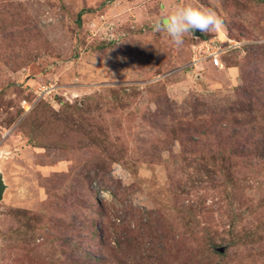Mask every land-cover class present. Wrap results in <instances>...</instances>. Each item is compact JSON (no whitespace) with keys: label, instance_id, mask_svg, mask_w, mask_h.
Returning a JSON list of instances; mask_svg holds the SVG:
<instances>
[{"label":"rangeland","instance_id":"rangeland-1","mask_svg":"<svg viewBox=\"0 0 264 264\" xmlns=\"http://www.w3.org/2000/svg\"><path fill=\"white\" fill-rule=\"evenodd\" d=\"M186 3L223 24L176 46ZM260 38L264 0H0V264H264Z\"/></svg>","mask_w":264,"mask_h":264},{"label":"clouds","instance_id":"clouds-1","mask_svg":"<svg viewBox=\"0 0 264 264\" xmlns=\"http://www.w3.org/2000/svg\"><path fill=\"white\" fill-rule=\"evenodd\" d=\"M222 24L223 21L213 9L202 5L186 3L177 5L167 14L163 21H157L154 24V30L165 32L172 44L180 46L184 42L185 35L193 34L196 30H199L201 33L213 31L220 28ZM255 43L264 45V38L257 39ZM125 172L126 170L122 165L115 164L111 174L117 179L124 180ZM139 195V193L133 194L132 202L134 204L138 202L137 197ZM100 196L102 199L112 200L110 191L101 190Z\"/></svg>","mask_w":264,"mask_h":264},{"label":"built area","instance_id":"built-area-1","mask_svg":"<svg viewBox=\"0 0 264 264\" xmlns=\"http://www.w3.org/2000/svg\"><path fill=\"white\" fill-rule=\"evenodd\" d=\"M234 42V43H232ZM240 43L237 41H233L230 39H226V41H219L218 37H211L207 40H204L198 44L197 47H194L192 51V62L191 64L196 65L201 61H208L215 68H221V55L225 53V51H229V49L238 47ZM24 104V106H23ZM21 105L23 109H28V105L26 107V103L23 101Z\"/></svg>","mask_w":264,"mask_h":264},{"label":"trees","instance_id":"trees-1","mask_svg":"<svg viewBox=\"0 0 264 264\" xmlns=\"http://www.w3.org/2000/svg\"><path fill=\"white\" fill-rule=\"evenodd\" d=\"M203 39H205V37H203ZM84 228H86V227H84ZM89 229H91L93 231L92 232V236L96 235L95 233H96V231H98L97 229H93V227H91ZM129 241H131L129 234L127 232H125V233L122 232V234L119 235V237L116 238V241L114 242V243H116V245H115L116 246L115 247L116 250L117 251H121L123 246L130 244ZM159 256H160V253L159 254L158 253L155 254L154 262L159 258ZM102 262H104V261H102ZM92 264H95V262L92 263ZM96 264H100V263L96 262Z\"/></svg>","mask_w":264,"mask_h":264},{"label":"water","instance_id":"water-1","mask_svg":"<svg viewBox=\"0 0 264 264\" xmlns=\"http://www.w3.org/2000/svg\"><path fill=\"white\" fill-rule=\"evenodd\" d=\"M4 189H5V186H4V184H3V182H2V180L0 178V199H1V195H2V193L4 191Z\"/></svg>","mask_w":264,"mask_h":264}]
</instances>
